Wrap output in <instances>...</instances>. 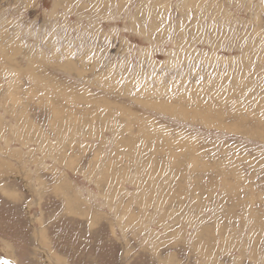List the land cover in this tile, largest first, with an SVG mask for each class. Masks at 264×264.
I'll return each mask as SVG.
<instances>
[{"label": "rangeland", "instance_id": "rangeland-1", "mask_svg": "<svg viewBox=\"0 0 264 264\" xmlns=\"http://www.w3.org/2000/svg\"><path fill=\"white\" fill-rule=\"evenodd\" d=\"M264 264V0H0V264Z\"/></svg>", "mask_w": 264, "mask_h": 264}, {"label": "snow or ice", "instance_id": "snow-or-ice-1", "mask_svg": "<svg viewBox=\"0 0 264 264\" xmlns=\"http://www.w3.org/2000/svg\"><path fill=\"white\" fill-rule=\"evenodd\" d=\"M4 264H9V262H4Z\"/></svg>", "mask_w": 264, "mask_h": 264}]
</instances>
